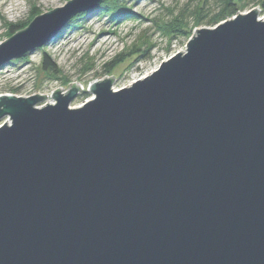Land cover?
Returning <instances> with one entry per match:
<instances>
[{
  "label": "water",
  "instance_id": "water-1",
  "mask_svg": "<svg viewBox=\"0 0 264 264\" xmlns=\"http://www.w3.org/2000/svg\"><path fill=\"white\" fill-rule=\"evenodd\" d=\"M104 0H71L0 45V68ZM194 31L129 88L0 95V264H264V20Z\"/></svg>",
  "mask_w": 264,
  "mask_h": 264
},
{
  "label": "rangeland",
  "instance_id": "rangeland-1",
  "mask_svg": "<svg viewBox=\"0 0 264 264\" xmlns=\"http://www.w3.org/2000/svg\"><path fill=\"white\" fill-rule=\"evenodd\" d=\"M68 1L71 0H0V45L14 35H10V32L24 30L37 16L62 8ZM259 1L245 0L243 4L238 3V14L256 8L258 19L264 20V11H261ZM214 3L215 0L205 3V10L209 7L210 14L216 10ZM202 4L203 1L200 3L197 0H125L128 18L114 20L102 11L93 10L77 14L47 44L35 47L0 68V95L23 99L36 94L47 95V99L35 105V108L41 109L46 104H56L50 98L52 92L62 88L60 93L65 94L69 91V84L79 83L82 90L77 91L69 104L70 109H76L94 99L87 89L90 84L102 81L105 77L114 79L111 84L114 92L129 88L155 72L163 61L185 51V45L195 30L211 28L198 27L188 39L176 34L167 35L159 30V26L181 15L191 27L192 19H188L186 13ZM80 15L82 18L71 25L70 22ZM143 37L152 47L148 48V44L139 48L137 54L110 69L118 55L123 54L125 58L126 53ZM44 53L50 60L43 64ZM53 66L58 70L55 75L57 80L47 72ZM64 80L66 84H63ZM8 119L2 118L0 127ZM11 122V119L8 120L6 125H12Z\"/></svg>",
  "mask_w": 264,
  "mask_h": 264
},
{
  "label": "trees",
  "instance_id": "trees-1",
  "mask_svg": "<svg viewBox=\"0 0 264 264\" xmlns=\"http://www.w3.org/2000/svg\"><path fill=\"white\" fill-rule=\"evenodd\" d=\"M197 1L200 3L201 1H203V4L194 6L192 10H189L186 13L187 18L192 19L191 27H189V25L186 23V18L184 19V16L181 15L180 17L174 18L170 23L162 24L161 26H159V30L167 35L172 36L176 34V35H180L188 39L191 36V32L198 27H202V26L214 27L217 24L231 18L232 16L237 15L238 3L243 4L245 0H215L214 4L216 5L214 6L216 7V10L212 14H210L211 11H209L208 9L209 7H207V10H205V3L208 2V0H197ZM125 6H126L125 0H104L98 9L93 10V11L94 12L102 11L104 12V14L109 16L111 19L119 20L121 18H128L129 16V12L126 11ZM259 6L261 8V11L262 10L264 11V0L259 1ZM80 18H82L81 15L73 19L70 22V24L72 25L73 22L77 21ZM71 25H69L68 27H70ZM16 33L18 32H14V33L10 32V35L16 34ZM148 44L149 42L146 40L145 37H143L142 39H140V41L138 42L136 46L132 47V49H130L129 52L126 53L125 58L122 57L124 56L123 54L118 55L113 61L114 62L112 65L113 68L110 67V69L116 68L127 57L137 54L136 52L139 48L147 46ZM150 47H152V45L149 44L148 48ZM47 56L48 55L44 53V57L42 58L43 64L47 63V61L50 60ZM110 69L108 71H110ZM47 72L50 77L57 80L58 77H55V75L58 72V70L56 71L54 66L53 68H49ZM63 84H66L65 80Z\"/></svg>",
  "mask_w": 264,
  "mask_h": 264
}]
</instances>
